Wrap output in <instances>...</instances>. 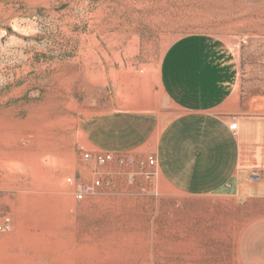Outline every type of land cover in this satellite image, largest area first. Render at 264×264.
<instances>
[{
	"label": "rangeland",
	"instance_id": "rangeland-1",
	"mask_svg": "<svg viewBox=\"0 0 264 264\" xmlns=\"http://www.w3.org/2000/svg\"><path fill=\"white\" fill-rule=\"evenodd\" d=\"M189 34L233 56L224 111L264 104V0H0V224L11 223L0 264H264L263 201L183 196L144 152L99 165L78 130L95 109L174 117L158 70ZM94 180L102 187L76 201Z\"/></svg>",
	"mask_w": 264,
	"mask_h": 264
},
{
	"label": "crops",
	"instance_id": "crops-1",
	"mask_svg": "<svg viewBox=\"0 0 264 264\" xmlns=\"http://www.w3.org/2000/svg\"><path fill=\"white\" fill-rule=\"evenodd\" d=\"M158 81L178 111L174 117L165 120L156 111L95 109L78 119L89 147L96 153L153 156L161 180L183 196L264 202V104L250 102L254 113L224 111L237 82L232 54L210 35H185L165 50ZM103 100L111 106L116 101ZM122 101L119 98V105ZM232 119L236 136L228 128ZM253 170L259 175L254 181L249 178Z\"/></svg>",
	"mask_w": 264,
	"mask_h": 264
},
{
	"label": "built area",
	"instance_id": "built-area-1",
	"mask_svg": "<svg viewBox=\"0 0 264 264\" xmlns=\"http://www.w3.org/2000/svg\"><path fill=\"white\" fill-rule=\"evenodd\" d=\"M228 128L230 130V132L232 133V135L236 136L238 134V127H237V123L232 119L228 125ZM119 156V163L123 164L124 162L128 161L131 162V158L127 157L124 158V155H114L111 153H97V155L95 156V161L99 164V165H103L106 163H109L111 161H113V159L115 157ZM91 158V156L89 154H85L84 155V159H89ZM146 167H148L151 170H155V159L153 156H148L146 158ZM156 172V171H155ZM250 180H257L259 178V175L257 173L256 170H253L249 176ZM67 182L72 184L73 180L71 178L67 179ZM102 182L100 180H94L90 183H81L77 186V189L74 193V199L78 202H82L85 201L88 198H91L92 196H94L97 192V190H99L102 187ZM11 230V223L9 219H4L1 224H0V232L4 231V232H9Z\"/></svg>",
	"mask_w": 264,
	"mask_h": 264
},
{
	"label": "bare ground",
	"instance_id": "bare-ground-1",
	"mask_svg": "<svg viewBox=\"0 0 264 264\" xmlns=\"http://www.w3.org/2000/svg\"><path fill=\"white\" fill-rule=\"evenodd\" d=\"M34 162H35V163L32 164L33 168L35 169V170L33 169V171H35L34 173L37 174V176H38V175L40 176L41 174H42V175H43V174L45 175L44 171H43V172L41 171V169H40V165H39V162H37V158H36V157L34 158ZM42 169H43V168H42ZM44 175H43V176H44ZM33 176H34V174H33ZM37 176H36V177H37ZM40 177H41V176H40ZM84 250H85V249H84ZM89 250H90V248H89ZM78 252H79V251H78ZM89 252H90V251H89ZM118 252H119V251H118ZM80 253H81V252H80ZM71 254H72V253H71ZM97 254H98V253H97ZM77 255H78V254H77ZM81 256H82V255H81ZM92 256H95V253H87L86 258L88 257V259H89V258H91ZM99 256H101V255H99ZM103 256H104V257H102V258H105V257H107L108 255L105 254V255H103ZM100 258H101V257H100ZM92 259H93V257H92ZM110 259H111V258H110ZM90 260H91V259H90Z\"/></svg>",
	"mask_w": 264,
	"mask_h": 264
}]
</instances>
